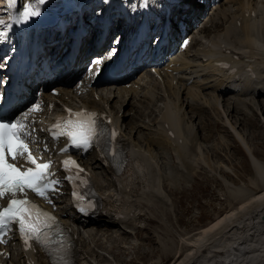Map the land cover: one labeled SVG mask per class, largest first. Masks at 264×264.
Masks as SVG:
<instances>
[{
    "label": "bare ground",
    "instance_id": "bare-ground-1",
    "mask_svg": "<svg viewBox=\"0 0 264 264\" xmlns=\"http://www.w3.org/2000/svg\"><path fill=\"white\" fill-rule=\"evenodd\" d=\"M191 9L192 24L203 16L206 8L191 2ZM193 35L196 52L189 57L188 51V60L176 68L185 69L184 72L167 74L161 79L139 78L130 88L124 85L97 88L98 100L91 93L82 96L85 105L109 113L120 127L127 163L123 171L116 173L105 168L95 152L83 160L94 174L101 196L102 206L96 217L87 219L75 213L68 196L57 200L58 213L76 236L75 264H123L116 249L121 250L127 236H138L142 230L135 227L141 216L136 205L145 207L147 213L151 211L148 219L158 217L163 225L155 232L158 244L154 240L148 243L152 255L157 256L149 264H264V158H258L259 151L252 149L251 143L250 146L245 143L255 138L264 142V130L260 134L255 130L249 132L254 123L247 121L255 117L254 112L260 115L264 109V99L259 100L264 97V42L259 41L264 38V0L216 3ZM87 40L85 48L90 45ZM238 55L240 60L236 59ZM219 59L232 61L237 70L228 74L216 64ZM57 86L62 90L58 97L75 104L78 97L73 89ZM185 92L189 95L182 98ZM44 95L51 97L49 92ZM206 119L213 120L210 127L215 126L214 122L220 125L221 121L226 122L223 128L234 137L233 132L243 127L244 136L237 133L235 139L242 146L245 144L244 152L252 161L255 176L242 186L223 179L233 193L229 202L232 209L196 233L179 231L169 218L173 199L163 188L169 185L165 178H170L167 161L171 163V159L161 153L170 150L176 171L182 162L194 176L201 163L197 157L198 143L206 140L211 131L207 130L208 135L202 133ZM263 122L259 127L264 126ZM158 158L164 161L160 164ZM220 168L227 173L224 166ZM152 245L157 247L151 248ZM11 250V264H27V257L36 259V264H51L41 251L34 254L14 247ZM103 254L112 259L105 260Z\"/></svg>",
    "mask_w": 264,
    "mask_h": 264
},
{
    "label": "rangeland",
    "instance_id": "rangeland-1",
    "mask_svg": "<svg viewBox=\"0 0 264 264\" xmlns=\"http://www.w3.org/2000/svg\"><path fill=\"white\" fill-rule=\"evenodd\" d=\"M226 1L227 0H222V2ZM259 41L264 42V38L260 39ZM263 99L264 97L259 100ZM254 113L256 114L255 117H252L253 119L251 118L250 120H247L249 122L252 120L254 123L252 124L253 130L250 129L249 132L253 133L255 130L260 134L264 130V126L259 127V124L264 121V109L263 113L260 115H257L256 112ZM212 119L214 120L215 118L212 117ZM206 120V127H203L204 131L202 132L201 130L200 132H202L203 135H208L207 130L211 131L206 140H201L198 143L199 150L197 149V157L201 159V163L199 165L198 172L194 176H192L189 171H187L181 161L180 162L182 165L180 164V167L183 166V169L180 170V167L177 169L179 170V173L181 172L182 174H185V176L179 175L175 169L177 164H175L173 155H170L172 152L170 153V150L168 151L163 149L164 152L167 153V155H165L161 150V154L164 155L165 158L171 159V163L167 161V171L170 173V178H168L169 181L165 178V183L168 182L170 186L165 185L163 188L168 192L171 200L173 199L170 205L171 215L169 218L170 222H172V226H175V228L179 231L187 230L189 232L196 233L207 227L216 218L228 213L229 210L232 209L233 206H230L229 202L232 201V197L230 198V195L233 193H231V191L227 188V185H224L225 181L223 182V179L226 178V182H232L235 186H242L248 184L249 180L255 176V171L253 170L251 163L252 161L250 160V157L244 152L243 146H245V144L242 143V146L235 139L237 133L240 135L244 134L243 127L237 129V133L233 132L235 133L234 137V134L223 128L222 125L226 122L221 121V125L218 122H214L215 126L210 127V124L213 122V120ZM153 131L156 132V128ZM251 138L254 139V137ZM258 140L256 138L252 142H247L245 140V143L248 146H250L251 143L252 149H257L259 151V155H257L258 158L262 159V157L264 158V146L262 145L264 142L262 140ZM262 160L264 161V159ZM162 161H164L162 158L161 160L158 158V162L160 164ZM220 165L221 167H225L223 170L227 171V173L224 174L221 172ZM168 173H166V175ZM149 205L147 204L146 206L147 210ZM139 207L140 206L136 205V208L138 209L141 216L136 222L135 227L142 229L141 233L135 237L127 236L126 244L122 245L123 247L121 250L116 249L119 251L117 253V257L123 261V264H149L151 262H155L157 259V256L152 255V250L150 249V245L148 243L152 240L155 242V239H157L155 232L157 230V232H159L160 229L163 228L162 222L158 217L154 219H148V214L151 211L147 213L148 211L146 212L145 207H142V209ZM176 229H174V231ZM109 240L110 237L106 236V241ZM101 243H103V241H101ZM156 243L157 242L154 244ZM153 247H157V245H152L151 248ZM97 248L101 250L99 247ZM140 248L143 249L140 250ZM137 251H139V255L136 254ZM108 256H105V260L112 259L110 256Z\"/></svg>",
    "mask_w": 264,
    "mask_h": 264
},
{
    "label": "snow or ice",
    "instance_id": "snow-or-ice-1",
    "mask_svg": "<svg viewBox=\"0 0 264 264\" xmlns=\"http://www.w3.org/2000/svg\"><path fill=\"white\" fill-rule=\"evenodd\" d=\"M43 2L44 0H39V3ZM37 15L39 10L29 5L22 18L27 20L30 16ZM73 116L75 119H72ZM54 129L52 134L55 138L61 135L67 136L74 146L84 148L91 147L98 134L95 114L86 112L71 113L70 111V117L54 125ZM26 135L25 125L20 120L10 123L0 122V197L11 196L7 206L0 209V229H8L10 225L18 223L19 231L26 243L35 239L48 247L49 237L46 229L51 227L50 221L54 218L27 198H17V194L31 190L40 196H46L49 190H56L55 185L60 181L52 179L54 173L49 171L50 163H37L29 148ZM18 158H23L32 166L21 170L16 163L10 162V160L17 161ZM63 164L65 171H71L70 165L79 169L75 161L65 160ZM66 178L72 179L71 176ZM76 195L79 199L78 194ZM3 242H5L3 236H0V243Z\"/></svg>",
    "mask_w": 264,
    "mask_h": 264
}]
</instances>
